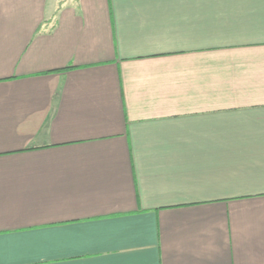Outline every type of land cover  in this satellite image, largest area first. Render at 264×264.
<instances>
[{"label":"crops","instance_id":"0c3cea01","mask_svg":"<svg viewBox=\"0 0 264 264\" xmlns=\"http://www.w3.org/2000/svg\"><path fill=\"white\" fill-rule=\"evenodd\" d=\"M0 264H264V0H0Z\"/></svg>","mask_w":264,"mask_h":264}]
</instances>
